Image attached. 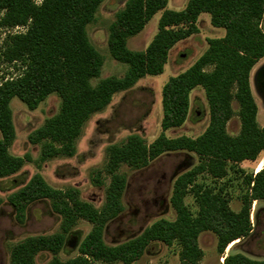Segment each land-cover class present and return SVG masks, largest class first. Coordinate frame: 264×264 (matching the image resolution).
I'll return each instance as SVG.
<instances>
[{"label": "trees", "instance_id": "trees-1", "mask_svg": "<svg viewBox=\"0 0 264 264\" xmlns=\"http://www.w3.org/2000/svg\"><path fill=\"white\" fill-rule=\"evenodd\" d=\"M103 0H0V28H24L5 39L4 60L18 63L21 73L0 83V179L10 177L29 161L11 155L8 148L15 138L10 101L22 102L35 110L49 95L60 100L57 115L32 132L28 139L40 145V160L73 157L76 141L84 125L103 111L115 94L131 89L146 76L163 73L171 49L198 32L200 15L207 14L214 28L224 30L222 38L208 39L207 49L183 73L171 77L162 88V134L150 145L138 135H130L123 144L107 148L105 172L110 182L100 208L81 200L75 188L53 189L36 174L27 184L7 197L16 220L23 224L30 205L49 203L61 219L60 231L52 235L29 236L14 245L9 264H36L49 255L44 264H133L152 244L179 246L180 264H201L203 251L198 238L211 232L217 238L221 257L226 248L247 238L251 231L253 202L264 201V167L255 175H245L241 209L231 210L220 192L196 183L207 174L215 180L227 175L228 164L255 162L264 153V128L257 123V106L250 88V74L264 57V0H188L181 11L166 10L167 0H127L108 29L107 47L111 57L127 65L121 78L108 77L95 86L103 59L90 43L86 27L94 21ZM162 11L158 31L145 51L127 48L129 38L139 34ZM207 68H211L207 71ZM201 87L209 108V124L196 138L180 136L169 139L164 132L180 128L189 114L190 94ZM238 105V135L226 132L234 116L232 103ZM188 152L198 157V164L179 175L173 184L169 204L174 220L159 219L139 235L115 246L104 241L107 225L123 212L122 196L127 181L118 170L125 165L134 170L147 167L165 154ZM191 194L198 211L192 215L184 199ZM0 198V206L2 205ZM83 220L91 230L78 244L77 256L65 261L58 258L65 250L72 229ZM222 264H264L232 249Z\"/></svg>", "mask_w": 264, "mask_h": 264}, {"label": "rangeland", "instance_id": "rangeland-1", "mask_svg": "<svg viewBox=\"0 0 264 264\" xmlns=\"http://www.w3.org/2000/svg\"><path fill=\"white\" fill-rule=\"evenodd\" d=\"M39 4L41 0H34ZM127 0H103L98 7L94 21L86 27L87 37L103 59L100 77L91 80L95 86L100 80L108 77L121 78L127 71V65L115 61L107 47L108 29L116 14L124 7ZM188 0H167L166 10L181 11ZM162 11L158 12L144 29L127 41V48L134 52H143L158 31V21ZM198 32L177 43L170 51L164 71L159 76H146L131 89L119 92L111 103L101 112L94 114L84 125L76 141V152L73 157H56L47 161L40 160V145L29 142V135L40 128L48 119L58 114L61 100L56 94L49 95L35 110H29L18 99L10 101L15 138L8 148L15 157H28L19 172L0 179V264H9L10 251L14 245L29 236L52 235L60 231L61 219L52 212L46 201L35 202L29 206L23 224L18 223L13 208L7 197L17 191L36 174L40 175L53 189L66 190L75 188L81 200L100 208L105 199V191L110 176L105 172L108 161L107 148L114 144H123L130 135L140 136L150 145L163 132L162 88L171 78L183 73L207 49L208 39L222 38L224 30L214 28L207 14L199 16ZM264 32V17L260 23ZM24 28L6 30L0 28V83L16 78L21 73L18 63H7L4 60L5 39L10 33H23ZM264 67V57L260 59L250 74V88L257 106V123L264 128V89L261 88L258 76ZM210 71L211 68H207ZM234 116L227 123L226 132L236 136L240 130L237 116L238 105L232 103ZM209 124V108L205 92L201 87L190 94L189 114L183 126L164 132L169 138L187 136L196 138ZM199 162L198 157L188 152L168 153L151 162L147 167L134 170L122 165L118 173L125 176L127 185L122 196L123 212L104 231V241L115 246L139 235L145 228L159 219L174 220L175 212L169 204L175 179L190 170ZM259 164L264 167V153L255 162H242L227 165V175L215 180L207 174L196 178V183L220 192L229 201L234 212L241 209L240 198L245 192L243 179L245 175H255ZM184 202L192 215L198 211L191 194ZM252 231L239 243L227 247L223 256L218 254L217 238L211 232L199 235L198 244L203 251L202 264H222L221 258L232 249L250 259L264 260V201L253 202L250 211ZM91 230V225L80 220L72 229L69 242L58 258L62 261L77 256L78 244ZM179 246L168 247L163 244H152L141 258L133 264H180ZM50 259L43 255L36 264H44ZM93 264H105L96 262ZM121 264V263H115Z\"/></svg>", "mask_w": 264, "mask_h": 264}, {"label": "flooded vegetation", "instance_id": "flooded-vegetation-1", "mask_svg": "<svg viewBox=\"0 0 264 264\" xmlns=\"http://www.w3.org/2000/svg\"><path fill=\"white\" fill-rule=\"evenodd\" d=\"M258 81L260 82L261 88L264 89V67L262 68V70L259 73Z\"/></svg>", "mask_w": 264, "mask_h": 264}, {"label": "bare ground", "instance_id": "bare-ground-1", "mask_svg": "<svg viewBox=\"0 0 264 264\" xmlns=\"http://www.w3.org/2000/svg\"><path fill=\"white\" fill-rule=\"evenodd\" d=\"M262 168H263V164H259L258 167H257V169H256V173L259 172Z\"/></svg>", "mask_w": 264, "mask_h": 264}, {"label": "crops", "instance_id": "crops-1", "mask_svg": "<svg viewBox=\"0 0 264 264\" xmlns=\"http://www.w3.org/2000/svg\"><path fill=\"white\" fill-rule=\"evenodd\" d=\"M220 261L223 263V258H221ZM201 264H202V261H201Z\"/></svg>", "mask_w": 264, "mask_h": 264}, {"label": "built area", "instance_id": "built-area-1", "mask_svg": "<svg viewBox=\"0 0 264 264\" xmlns=\"http://www.w3.org/2000/svg\"><path fill=\"white\" fill-rule=\"evenodd\" d=\"M16 29H19V28H16Z\"/></svg>", "mask_w": 264, "mask_h": 264}]
</instances>
